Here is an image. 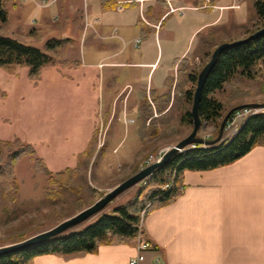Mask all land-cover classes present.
Masks as SVG:
<instances>
[{
    "label": "crops",
    "instance_id": "obj_1",
    "mask_svg": "<svg viewBox=\"0 0 264 264\" xmlns=\"http://www.w3.org/2000/svg\"><path fill=\"white\" fill-rule=\"evenodd\" d=\"M119 1L121 9L117 8ZM232 1L208 0L204 5L203 0H170V8L167 0H117L102 9L101 0H55L48 7L36 6L33 16L39 32L68 42L52 64L42 66L37 78H30L32 92L43 94L47 88L58 93L64 90V97L80 99L91 93L101 98L103 129L114 123L112 142L126 134L130 144L118 160L111 155L116 146H109L112 150L107 148L99 162L119 166L118 162L130 161L134 172L147 145L160 133H173L182 126L179 119L186 103L182 90L175 86L177 66L182 59L191 60L198 48L197 34L214 32L231 23V16L236 24L246 22L241 9L225 7ZM23 8L17 14L24 20ZM229 10L235 12L228 16L225 12ZM56 12H60L61 23L52 32L48 14L56 16ZM63 83L71 86L67 89ZM92 107L86 118L91 120L90 127L77 132L76 145L60 151L67 164L51 171L80 162L89 166L97 148L101 152L105 146L97 138L100 123L95 104ZM28 143L48 167L37 144ZM88 147L92 154L80 158ZM180 181L179 195L149 209L143 217V236L153 246L144 253L145 262L264 264V146L253 147L228 165L184 170ZM136 254L134 239L132 243L102 244L93 253L37 255L28 264H127Z\"/></svg>",
    "mask_w": 264,
    "mask_h": 264
},
{
    "label": "rangeland",
    "instance_id": "obj_2",
    "mask_svg": "<svg viewBox=\"0 0 264 264\" xmlns=\"http://www.w3.org/2000/svg\"><path fill=\"white\" fill-rule=\"evenodd\" d=\"M34 1L4 0V7L8 11V20L6 23L0 22V34L13 36L44 51L45 40L51 35L44 36V32L40 33L35 27L36 19L33 16V9L36 4ZM22 2L27 3L24 8ZM233 4H238L239 7L231 9H241L246 22L242 25L236 24L233 20L234 17L231 16V23H225L226 25L219 26L214 30L216 42L240 39L259 23L251 1L234 0L231 5ZM22 8L26 9L24 20L20 19L17 14L20 11L19 9ZM234 12V10H229L225 13L230 16ZM52 15L48 14V23L51 31L55 32L61 23L60 12H56V16ZM30 31L31 33H29ZM42 35L43 38L40 40L39 37ZM54 36H58V34L54 33ZM69 53L72 56L73 51L70 50ZM63 84H66L67 89L71 86L69 83ZM232 93L235 95L232 96ZM63 95H66L64 90H62V93H58L47 88L43 94L33 93L31 80L27 76V66L25 65L14 66L11 70L0 67V139L18 140L27 143L35 142L38 146V153L44 155L47 159L48 168L56 170L64 167L68 162L61 155V149L76 145L77 132L80 130L84 133L90 127L91 120L86 118L90 117L93 110L92 105L95 104L98 123H100L96 135L98 140L101 139L102 144H105L101 148V152L99 151L100 146L97 148L89 166L86 164V180H83L80 176H77L74 180V183L80 188L79 194L84 203V207L78 210L75 209L74 192L66 188H59L57 185H50L47 177L33 168L31 156L21 157L15 164V176L19 182V190L14 203L9 206L7 211L3 210L0 187V247L22 241L50 229L78 213L102 197L108 190L145 167L144 161L150 155H155L163 148H168V151L171 146L185 137L192 129V124H185L182 125L183 127L178 126L176 132L160 133L154 140L155 142L152 145H147L143 150L139 156L141 161L138 170L134 172L132 171L133 165L130 166V161L129 163L118 162L119 166L117 164H101L99 160L102 158V153L106 152L107 148L110 152L112 147L109 148V146L111 145L116 146L111 153L112 157L115 160L121 157L127 145L130 144V135L126 137V134H124L125 136L121 141L112 142L111 136L115 133V124L113 123L110 127L103 129L102 122L104 118L101 113L104 101L101 98L97 96L93 98L91 93L80 99L64 97ZM213 96L223 103L222 116L215 123L201 120L197 136L205 139H212L218 135L219 125L232 107L245 103L264 104V70L258 78L252 80L241 76L234 77L225 89L214 92ZM83 100L86 101L85 105H82ZM255 109L258 112L264 108L258 107ZM232 135L233 131L224 128L219 142L231 138ZM109 163L111 162L109 161ZM139 184L122 191L116 196L117 198H114L116 200L113 199L114 202H112L113 200L109 202L100 212L108 211L114 205L128 200L135 193ZM47 188L58 190L60 196L58 198L45 196L44 191ZM97 214L72 228L89 223Z\"/></svg>",
    "mask_w": 264,
    "mask_h": 264
},
{
    "label": "trees",
    "instance_id": "obj_3",
    "mask_svg": "<svg viewBox=\"0 0 264 264\" xmlns=\"http://www.w3.org/2000/svg\"><path fill=\"white\" fill-rule=\"evenodd\" d=\"M116 1L101 0V8L112 7ZM247 1L252 2L259 23L243 37L264 25V0ZM7 20L8 11L4 7V0H0V22L6 23ZM42 38L43 35L39 37L40 40ZM197 38L198 48L192 53L191 60L182 59L177 66L175 86L182 90L186 103L179 119L183 126L192 124L190 104L200 67L208 61L215 46L222 42V40L215 41V32H200ZM66 42H68L67 38L46 39L45 50L42 51L13 36L0 34V67L11 70L14 66L25 65L27 76L37 78L42 66L52 64L54 57L62 54ZM262 70H264V33L223 50L202 86L198 107L200 119L215 123L222 116L223 103L213 96L214 92L225 89L236 76L256 79ZM185 84H189L186 89L183 88ZM234 95L232 93V96ZM255 146H264V109L247 117L231 138L212 145L196 144L172 155L146 177L145 183H140L135 193L125 202L114 205L108 211L100 212L81 227L70 228L39 244L0 254V264H28L37 255L93 253L102 244L132 243L138 234L143 235L141 212L144 211L145 215L149 209L166 204L181 193L182 171L209 170L228 165ZM91 154L92 148L88 147L80 158L86 159ZM27 155L32 157L33 168L45 175L50 185H57L75 193L76 210L84 207L79 194L80 188L74 180L77 176L86 180L85 163L80 162L75 167L51 171L42 158L35 156V149L30 143L0 139V187L3 210L7 211L16 199L19 182L15 176V164L21 157ZM44 194L51 198L60 196L59 191L52 188H47Z\"/></svg>",
    "mask_w": 264,
    "mask_h": 264
},
{
    "label": "water",
    "instance_id": "obj_4",
    "mask_svg": "<svg viewBox=\"0 0 264 264\" xmlns=\"http://www.w3.org/2000/svg\"><path fill=\"white\" fill-rule=\"evenodd\" d=\"M263 33H264V25L258 28L257 30L253 31L246 37L235 39L232 41H223L215 46V48L212 50L210 54L208 61L202 66V68L197 74L196 83H195V87H194V91L192 95V103L190 107L192 129L185 137L179 140L175 145L171 146V148L162 155L159 161L153 162L139 169L138 171H136L135 173L127 177L125 180H123L122 182L114 186L112 189L108 190L102 197L97 199L94 203L85 207L84 209L74 214L73 216L61 221L54 227L47 229L45 231L39 232L22 241L0 247V254H4L7 252H11L14 250H18V249H22L28 246L39 244L45 239H48L54 235L62 233L78 225L79 223L86 221L93 215L100 212L109 202H111L122 191H124L125 189L135 184L140 183L143 179L148 177L157 167H159L161 164L167 161L172 155H174L178 151L190 145H193V144L212 145V144H215L221 141L225 123L232 112L245 108V107H251V108L263 107L264 108V104H260V103H245V104L236 105L232 107L231 109H229V111L223 117L219 125L218 135L214 139H205L203 137L197 136V131L201 126V119L198 113V107L200 103L202 86L209 72L211 71L212 67L216 63L217 58L219 57V55L221 54L223 50L229 47L237 46Z\"/></svg>",
    "mask_w": 264,
    "mask_h": 264
},
{
    "label": "built area",
    "instance_id": "obj_5",
    "mask_svg": "<svg viewBox=\"0 0 264 264\" xmlns=\"http://www.w3.org/2000/svg\"><path fill=\"white\" fill-rule=\"evenodd\" d=\"M55 0H39L37 2H35L36 6L38 7H45L48 6L49 4L53 3ZM205 2L204 5L208 4V0H203ZM169 6H170V0H167ZM213 7V6H211ZM228 8H234V7H239V5H229L226 6ZM117 8L121 9L122 8V1H119L117 4ZM171 8V6H170ZM222 8V7H221ZM55 18V17H54ZM139 39H136V44L139 43ZM256 109L255 108H251V107H245L239 110H236L234 112H232L230 114V116L228 117L224 128L226 130H231L233 131V135L237 132V130L239 129V127L244 123V121L247 119V117H249L251 114L255 113ZM232 135V136H233ZM196 144L190 145L188 147H194ZM168 148H163L161 149L158 153H156L155 155H150L145 161H144V166H147L153 162H157L161 159L162 155L165 153V151H167ZM181 151V150H180ZM140 183H145V179H143ZM168 186V185H166ZM144 216V211L141 212V222ZM135 243H136V249H137V254L130 258L127 264H152V263H148L145 262V255L144 253L147 250H150L153 248L151 242L145 238L143 235L138 234L135 238ZM159 262V258H155V263Z\"/></svg>",
    "mask_w": 264,
    "mask_h": 264
}]
</instances>
